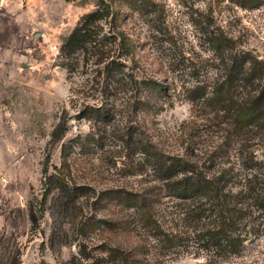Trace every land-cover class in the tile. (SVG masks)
<instances>
[{
	"label": "rangeland",
	"instance_id": "374dc122",
	"mask_svg": "<svg viewBox=\"0 0 264 264\" xmlns=\"http://www.w3.org/2000/svg\"><path fill=\"white\" fill-rule=\"evenodd\" d=\"M100 1L0 0V264H119L110 252L118 244L138 246L141 264H205L204 252L159 253V233L178 229V198L147 182L157 175L153 153L205 168L217 152L239 167V144L227 145L194 89L223 75L217 33L264 58V0H156L157 10L123 18L137 54L128 64L144 83L115 90L91 52L63 49ZM252 144L264 162V136ZM56 166L78 188L50 185ZM150 187L160 193L150 210L157 234L121 191ZM221 264H264V235Z\"/></svg>",
	"mask_w": 264,
	"mask_h": 264
},
{
	"label": "trees",
	"instance_id": "16d2710c",
	"mask_svg": "<svg viewBox=\"0 0 264 264\" xmlns=\"http://www.w3.org/2000/svg\"><path fill=\"white\" fill-rule=\"evenodd\" d=\"M157 6L156 0H101L95 10L82 16L65 39L64 52L68 56L79 51L91 52L99 73L106 71L107 78H113L118 84L112 90L121 88L122 81H126L125 85H137L138 80L142 84L144 81L137 78V72L128 64L136 61L137 54L129 26L124 25L122 19L132 17L135 11L157 10ZM212 42L223 66V69L218 68L223 75L215 77L207 87L198 84L194 89L197 97L193 100L214 109L213 124L222 126L227 145L232 141L239 144V167L231 160L217 161V152L209 157L211 165H205L206 169L197 160L179 155L178 162H173L171 157L153 153L157 175L147 182L158 183L153 187L178 198L177 211L172 212L178 217V229L175 233L167 229L159 233L162 235L159 253L164 250L163 255L169 256L182 251L196 255L204 252L205 264H221L240 255L247 242L264 235V162L254 161L257 156L250 151L252 140L264 136V58L240 47L235 38L223 33L215 34ZM104 90L106 95L111 91L108 87ZM223 153L228 155V152ZM222 162L225 166L218 165L216 172H207L217 169V164ZM55 169L56 174L48 175L50 185L55 184L68 193L78 188L62 167ZM121 191L132 198L138 209L137 221L156 233L155 225H161L157 219H152L150 210L160 203V193L151 187ZM165 209L162 216L173 223ZM31 220L33 224L38 223L33 209ZM138 250V246L130 248L122 244L110 248L119 264H141Z\"/></svg>",
	"mask_w": 264,
	"mask_h": 264
}]
</instances>
